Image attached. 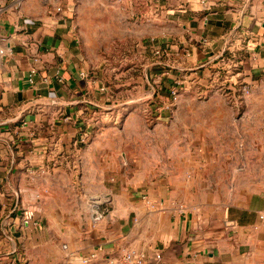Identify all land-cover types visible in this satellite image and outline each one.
Wrapping results in <instances>:
<instances>
[{
  "label": "crops",
  "instance_id": "crops-1",
  "mask_svg": "<svg viewBox=\"0 0 264 264\" xmlns=\"http://www.w3.org/2000/svg\"><path fill=\"white\" fill-rule=\"evenodd\" d=\"M54 7L51 0H0V264L17 260L13 250L28 264H82L99 248L103 253L91 264H116L129 250L160 253L161 264H264V192L220 201L193 192L175 170L160 179H119L111 174L117 164L101 160L99 135L90 148L79 145L92 124L82 114L98 101L97 88L81 77L86 71L73 17ZM145 25L156 39V75L164 86L176 77L195 87L218 83L225 75L218 77L222 53L238 61L232 77L239 84L264 80V0H145ZM160 48L167 56H156ZM41 173L49 175V188H76L78 204L41 211L35 192ZM94 204L105 209L96 224ZM23 210L33 211L37 224L21 220ZM70 218L87 220L74 238L63 225L48 226Z\"/></svg>",
  "mask_w": 264,
  "mask_h": 264
},
{
  "label": "rangeland",
  "instance_id": "rangeland-1",
  "mask_svg": "<svg viewBox=\"0 0 264 264\" xmlns=\"http://www.w3.org/2000/svg\"><path fill=\"white\" fill-rule=\"evenodd\" d=\"M51 1L57 5L53 12H67L73 17L86 80L97 88L98 101L82 114L92 124H86L79 145L90 148L99 135L98 147L106 151L100 156L102 162L112 161L118 166L111 171L114 177L121 179V174L145 181L175 170L181 180L191 182L193 192L212 193L220 201L241 192H264V80L256 87L251 85L253 90L248 95L239 87L225 90L231 87L226 86L225 78L195 87L176 77L169 78L172 82L164 86L156 75L160 64L153 54L156 39L148 36L145 25V0ZM31 6L41 8L39 2ZM177 82V96L172 99L169 89ZM168 104L170 110L166 109ZM44 160L47 163V158ZM47 175L38 174L35 191L41 211L58 212L76 206L80 200L76 188H49ZM20 176L28 193L29 173ZM39 180L44 181L43 188ZM3 210L0 202V213ZM86 221L52 219L48 226L59 229L63 225L74 238L75 229ZM21 255L24 257L17 251V260L10 264H28Z\"/></svg>",
  "mask_w": 264,
  "mask_h": 264
},
{
  "label": "built area",
  "instance_id": "built-area-1",
  "mask_svg": "<svg viewBox=\"0 0 264 264\" xmlns=\"http://www.w3.org/2000/svg\"><path fill=\"white\" fill-rule=\"evenodd\" d=\"M7 50H2V52H6ZM156 56L158 57H164L167 56V52L165 49L160 48L155 51ZM234 59H239V55L235 54L233 55ZM220 62V68L218 69V77H221L222 70L225 71V81L226 86L231 85V87H226L225 90H229V88H235L239 87L242 93L245 95H248L253 90L252 86L249 84H239L237 80H235L232 76L234 72H236V69L238 67V61L230 60L229 58L225 57V55H221L219 57ZM32 74H35V70L32 71ZM81 77L83 79L87 78L86 73H81ZM32 81V78L30 79ZM170 97L172 99H175L177 96V90H178V82L175 83L170 89ZM172 108L171 105H167L166 109L170 110ZM92 222L94 224L100 222L103 220L105 216V209L103 208L102 204L92 205ZM35 214L33 211L25 210L22 216V220L26 223H34L37 224V222L34 221ZM16 250L11 251L12 254H15ZM103 253V249H95L92 250L87 256L80 259V262L82 264H91L97 260H99L101 254ZM162 255L160 253H156L154 255H149L147 253H144L142 251L138 250H129L124 252L117 260L116 264H161L162 262Z\"/></svg>",
  "mask_w": 264,
  "mask_h": 264
},
{
  "label": "water",
  "instance_id": "water-1",
  "mask_svg": "<svg viewBox=\"0 0 264 264\" xmlns=\"http://www.w3.org/2000/svg\"><path fill=\"white\" fill-rule=\"evenodd\" d=\"M224 53H222L221 55H223ZM221 55H219V57L221 56ZM219 57H218V59H219Z\"/></svg>",
  "mask_w": 264,
  "mask_h": 264
}]
</instances>
